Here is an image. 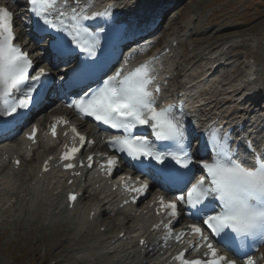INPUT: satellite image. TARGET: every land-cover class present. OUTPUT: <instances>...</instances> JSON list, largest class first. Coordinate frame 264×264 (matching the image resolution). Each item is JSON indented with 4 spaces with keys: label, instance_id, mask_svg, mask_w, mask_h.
Wrapping results in <instances>:
<instances>
[{
    "label": "snow or ice",
    "instance_id": "snow-or-ice-1",
    "mask_svg": "<svg viewBox=\"0 0 264 264\" xmlns=\"http://www.w3.org/2000/svg\"><path fill=\"white\" fill-rule=\"evenodd\" d=\"M29 3L32 13L45 26L63 32L61 25L49 18L57 0H29ZM59 15L62 17L65 13L60 12ZM112 16L111 9L94 12L91 16L78 14L76 9L72 10L71 19L74 23L71 39L66 43L60 38L50 41L54 59H60L65 64L61 80L69 72L79 80L90 78L103 70L98 50L101 48L100 33H104L105 28L99 27L92 31L81 21ZM16 39L13 32V13L6 7H0V129L25 118L27 110L36 102L34 94L38 95V89L49 75L44 67H40L34 75L31 74L34 71V62L29 58V53L15 43ZM74 49L86 54L88 59L78 60L76 65H72ZM64 57L69 59L64 60ZM52 67L59 70L57 63L53 62ZM152 71L148 63L131 71H124L123 66L116 68L114 74H105L97 89L83 92L68 106L84 116L121 131L123 135L112 137L110 144L118 146L116 151L136 161L134 167L141 172L144 169L150 170L152 180L160 186H183L175 200L165 202L161 197L160 204L170 218H177L185 210L178 209V205L187 207L191 217L199 221L191 224L189 228L204 242L203 246L208 249L205 255H210V259L187 260L184 259L185 254L180 253L177 259L181 260V264H236V260L218 252L213 240L220 238L218 242L233 250L243 249L248 240L264 241V156L256 157L252 166H246L234 158L225 133L219 151L213 154L212 162L204 159L197 162L189 152L184 121L186 113L174 109L172 105L163 109L156 106L154 94L161 92V86L152 87L156 84ZM15 93L21 95L13 98ZM57 123L53 121L51 125L53 137L57 135ZM142 126L150 127L155 141L166 142L167 147L160 148L147 136L134 132ZM36 132L37 129L33 127L28 138L34 140ZM71 134L74 138L79 135L75 128L71 129ZM79 139L83 147L87 143L86 137L80 136ZM80 151V148L66 145L60 159L71 161ZM88 160L91 162L92 157L89 156ZM16 163L19 164V161ZM118 163L116 156H110L101 168H106L107 174L112 175ZM196 163L204 175L189 187L191 181L188 172ZM63 167L67 170L73 169L75 165L67 162ZM88 167H92V164L89 163ZM48 170V161H45L44 171ZM124 185L126 190L137 194L133 197L134 203L139 195L148 193L151 187L147 182L130 177L124 179ZM133 185L134 187H130ZM68 199L75 201L77 197L69 194ZM127 202L126 200L125 203ZM184 235L181 232L176 235V239L179 241ZM140 243L143 244L144 241L141 240ZM245 264H255L253 257L247 255Z\"/></svg>",
    "mask_w": 264,
    "mask_h": 264
},
{
    "label": "bare ground",
    "instance_id": "bare-ground-1",
    "mask_svg": "<svg viewBox=\"0 0 264 264\" xmlns=\"http://www.w3.org/2000/svg\"><path fill=\"white\" fill-rule=\"evenodd\" d=\"M92 1H99L94 7L95 10L100 9L103 5L105 6L108 4H115V6L120 8L119 11H122V9L125 8L131 9L130 7L135 0ZM147 2H152L153 9L151 11L156 13V17L158 14V19L160 16H163L165 19L168 18V16H164L166 11L163 10L165 3H170L171 1L160 0L158 5L156 4L155 0H147ZM18 22H20V25H23V21L21 22L20 18H18ZM19 30L20 34L26 32L23 26ZM179 38V36L174 39L172 37L171 43L174 41L177 42ZM165 43L166 44L164 47L169 48L171 44L169 45V42ZM240 43L241 40L239 42L235 40H228L227 46H225V48L223 46L217 51H214L216 48H212L211 51L203 53L200 59L196 61L197 64L190 63L193 57H184L183 55L174 54L173 62L168 65L169 70L163 76H174V78L169 81L171 84L169 91L172 92V88H175V86H177V89L182 87L184 88L186 86L188 87L190 84L188 79L190 78H194L193 81L195 79H199L200 81L205 80L207 78L205 74L210 70L208 66L213 65V63L211 64V60L216 63H221L222 61H219L221 60L219 58H227L225 61L228 62V66L223 69L224 71L221 73V75L214 76L211 80H208L207 85L205 86L206 89L203 91V93H200L198 96L194 97V102H191V104L194 103L196 107L198 106L195 114L199 118V122L210 116L214 117L215 115H221L225 110H227L225 115H228L231 110H234L233 113L238 115L237 118L239 119H253L255 123V129L259 126L264 128V99H262L261 103L256 101V98H259L260 96L264 98V82L262 81L264 70L262 68L256 67V70L254 71L255 74L253 75L256 77L253 83L254 87L252 88L250 85H248L252 90H254V92H257V94L252 97V103L245 107H243V105L234 103L237 97L240 95L239 91L241 88L236 89L234 87L236 85L233 83L237 84L239 78L244 75L245 69L251 68L252 66L255 68V62L250 64L249 61L248 63H245L243 60L247 58L252 60L254 55L251 53H247L243 57L229 56ZM44 46L45 44H43V48ZM196 53H194L193 56L197 55ZM236 70L238 71L235 73ZM60 110H62V107L58 106L57 108H54L53 112H58ZM65 115L69 116L67 113H65ZM39 118L41 119L42 116ZM40 119L34 123L41 124ZM78 126L83 131H85L89 137L94 138V140H97L98 137L100 138L102 134L95 128L84 129L85 126L83 123L78 124ZM101 139H103V137H101ZM21 146L22 145L19 142L16 143V145L8 142L6 145L0 146V156L4 157L7 155L12 157L13 155H16L15 158H19L21 160L25 154V151ZM39 149L36 151V153L39 151ZM93 149L94 148H91L88 151L90 152ZM53 150V146L48 150L43 149L37 158L39 163L41 162V159H44L45 156L48 153L53 152ZM35 155L36 154L33 155V158L29 162L34 160ZM10 157L5 169L11 166ZM3 161L6 162V160ZM23 165L21 164L17 172H13L14 177L3 174L5 169H2L0 172V227H9L10 229H15V225H17L16 212L18 210L19 204L24 201L23 198L25 196H30V212L34 219L28 223V226H33L35 228L40 226L44 228L45 231L49 230L54 232L56 227L60 225L59 223H61V218L62 220H67L65 224L68 225L70 230L73 231V227L77 226L78 230L80 229L77 236L78 239H83L81 241L82 243L76 244L74 240L71 239L68 244V248H66V252L78 249V254H81V259H83L81 262H83V264H166V261L162 259L163 257L160 254L161 251L164 250V247L161 246L162 243L158 241L156 235L146 233V224L148 219H150L151 214L145 213L141 214L140 216L137 214V208L134 207L124 210L116 209L117 203L115 202V196H109L108 192L103 188L105 181L100 179L96 180L91 176L92 180L87 184V186L84 189H80L78 184H76V179H74L75 182L70 187L74 188L75 192H81L82 195L79 196L80 198L77 200L75 210L70 212L66 210V206L63 202V192L67 188V185H65V183H67V179L62 181L61 178L63 175L57 173L54 176L36 179V170H34L33 167L22 173ZM16 177L17 179H15ZM31 182H34L35 184L31 186ZM81 197L84 200L89 201V205L85 206V208H81L82 206L79 205ZM141 211H144V209ZM84 212L86 215H84ZM91 212H94V217L93 220L89 222L88 218ZM112 215L114 218L111 217ZM103 217H108V219L113 222L114 227H112V229H109L108 225L106 224H101L98 227V222H101ZM128 223L130 225L126 227ZM94 226L98 227L96 228L97 231L93 234H90V232L95 229ZM115 226L116 230L114 229ZM101 227H105L103 232L100 231ZM57 232L58 230L55 231V233ZM81 232L83 233L81 234ZM6 233L7 232H4L3 235ZM120 233L124 234V240L123 238H118V234ZM140 238H146L148 244L146 246L138 247ZM84 257H89V259Z\"/></svg>",
    "mask_w": 264,
    "mask_h": 264
},
{
    "label": "rangeland",
    "instance_id": "rangeland-1",
    "mask_svg": "<svg viewBox=\"0 0 264 264\" xmlns=\"http://www.w3.org/2000/svg\"><path fill=\"white\" fill-rule=\"evenodd\" d=\"M170 4H172L171 8L166 10L168 14L164 15L168 16V23L166 20L162 23L160 32L173 39L180 37L175 54L193 57L190 63L197 64L196 61L202 54L211 51L212 48H216L214 51H217L223 46L225 48L228 40L238 42L241 40L229 56L243 57L251 53L254 55L253 59H243L244 62L254 61L253 70H256V67L264 70V0H177L176 2L174 0V3ZM41 47L42 45L37 46L33 52L42 51ZM194 53L197 55L193 56ZM245 72L248 70L245 69ZM262 81L264 82V76ZM49 111L48 109L42 115H35L30 121L34 122L40 116H46ZM39 155L40 153H36L34 160L27 164L23 161L22 173L33 167ZM29 198L30 196H25L24 201L19 204L15 229L0 227V264H83L81 254L77 253L78 249L66 252L71 239L76 244L82 243L83 239H78L77 236L79 234L77 226L73 227V231L70 230L65 224L67 220L62 218L60 225L55 229L58 230L57 233L45 231L40 226L37 228L28 226V223L34 219L30 212ZM86 202L89 201L81 200L83 208ZM101 223L114 226L108 217H103ZM96 228L90 234L95 233ZM4 232L7 233L3 235Z\"/></svg>",
    "mask_w": 264,
    "mask_h": 264
}]
</instances>
